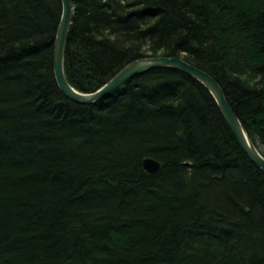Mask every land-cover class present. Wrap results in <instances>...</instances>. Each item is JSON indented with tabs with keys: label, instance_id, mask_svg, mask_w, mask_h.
<instances>
[{
	"label": "trees",
	"instance_id": "1",
	"mask_svg": "<svg viewBox=\"0 0 264 264\" xmlns=\"http://www.w3.org/2000/svg\"><path fill=\"white\" fill-rule=\"evenodd\" d=\"M72 1L75 89L182 57L264 151V0ZM61 13V0H0V264H264V174L207 88L155 67L96 103L68 99ZM144 157L164 166L149 174Z\"/></svg>",
	"mask_w": 264,
	"mask_h": 264
},
{
	"label": "water",
	"instance_id": "2",
	"mask_svg": "<svg viewBox=\"0 0 264 264\" xmlns=\"http://www.w3.org/2000/svg\"><path fill=\"white\" fill-rule=\"evenodd\" d=\"M61 3L62 13L54 41L53 68L57 85L68 99L80 104L96 103L110 95L116 89H119L134 76L142 74L152 68L171 67L179 69L195 78L207 88L215 99L240 148L248 156L250 161L264 174V151L261 146L255 144L250 138L242 121L227 101L222 87L209 73L182 57L146 56L137 58L126 64L105 84L93 92H81L70 85L65 75L64 55L73 23L75 8L72 0H61ZM142 166L147 173L154 174L164 166V163L152 157H144L142 159Z\"/></svg>",
	"mask_w": 264,
	"mask_h": 264
}]
</instances>
